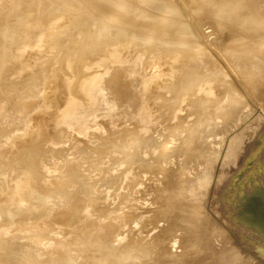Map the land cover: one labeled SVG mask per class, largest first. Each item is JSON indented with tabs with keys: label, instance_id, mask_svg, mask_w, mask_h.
Here are the masks:
<instances>
[{
	"label": "rangeland",
	"instance_id": "obj_1",
	"mask_svg": "<svg viewBox=\"0 0 264 264\" xmlns=\"http://www.w3.org/2000/svg\"><path fill=\"white\" fill-rule=\"evenodd\" d=\"M10 1L0 0V264H101L99 262L102 264H236L240 262V260H235L230 252L225 251L222 245L212 252L208 251V248L202 250V247H199L200 244L202 246L206 243L204 239H201V231L206 224L197 223V220L206 219L209 214L211 218H216H212V228L223 227L233 232L236 230L238 236L241 233V236L236 238L238 247L247 254L242 258L244 260L242 264H255L258 261H261L259 264L264 263V237L259 234V229L249 226L253 218L247 213V209L259 201V188H264V127L259 131V126H255L258 123L256 119L260 116L257 111L260 108L258 102L253 104L249 102L245 112L250 113L248 120L240 119L241 121H237L238 124L231 122L228 124L230 127L214 135V140H216L212 142L214 154L218 155L223 151V144L227 143L229 136L230 139H236L233 146L241 144L237 147V151L230 153L229 159L224 161L220 154L216 155L218 159L214 155L215 158L213 156L210 159L205 158V162L203 160L202 162L199 154L197 157L188 156L183 149L194 141L193 138V141L192 139L187 140L191 136L187 133L193 134L194 131L190 130L192 126L196 127L193 121L198 122V115L204 109L196 105V102L197 100L204 102L211 95V91L214 92L213 86L197 84L201 89L195 87L196 95L188 99L189 102L193 98L191 102L186 101L187 105L184 104V109L179 112H174L176 111L174 109L172 114L170 112L172 104L167 105L170 101L165 103L163 95L153 91L154 84L152 88L148 87L149 85L146 87L138 83L145 72L142 73L144 71L142 68V70L135 71L134 63L138 58L137 54L149 53L144 56L146 60L151 57L157 58L158 55L153 53L159 50L155 48V44H149L147 47L140 44L137 39L135 40V30L138 24L144 21L149 29L152 28L147 18L151 17L152 20L158 15H112L117 11L113 3L97 0L96 3L92 0H81L80 2L71 0L70 8L72 7L73 10L66 15L63 14L61 8L52 5L49 8L51 15L43 11L49 7L45 3L40 9L38 2L34 3L35 0ZM156 1L173 2V0ZM237 1H234L235 5ZM251 1L244 0L242 4L237 2L241 4L239 7L238 5L233 6V2L230 10H234V7L238 9V11L234 10L235 12L231 10L233 15L228 14L229 7L225 9L226 7L223 6L227 11H223L220 7L219 10L217 8L212 11L208 9L205 15H194L198 18L192 26H190L192 21L188 22L191 15H186V18L184 15L180 17L185 21L182 22L185 25L184 28H192L198 44L206 42L209 49L214 50L215 47L226 44L214 40L215 30L222 28V24L224 27L229 22V26L225 25V29L220 32L224 37L229 33V28H236L231 25H238L239 20L259 16L260 23L264 22V0H253L255 1H252L253 4ZM257 2L258 5H256ZM34 4L39 8L34 7ZM152 5L150 9L153 14L152 11L156 13L157 6ZM96 6H99L98 10ZM256 6L254 14L251 10ZM34 11L40 15L36 13L35 15ZM218 11L220 15L217 14ZM224 12L226 15H223ZM77 13L81 15H76ZM104 16H125L127 25L124 28L105 26ZM224 18L229 21L226 20V22ZM47 20L51 21L46 23ZM83 27L93 32H101L102 39L88 41V43L98 44V48L92 52L80 50V41L86 38L87 43L88 37L83 34L86 32ZM261 32L263 29L260 30ZM152 34L159 36L156 30L152 31ZM214 52L217 51L214 50ZM214 52H211L214 58L218 57V52ZM168 55L166 48L164 56L168 59V63L174 64ZM244 58L248 60L251 56L247 55ZM234 65L232 67L235 68L239 64L234 63ZM261 66L263 67L264 63ZM247 68H250L249 65ZM201 71L207 70L203 68ZM215 72L221 71L218 72L216 69ZM222 72H225L221 74L222 76H227L223 81L224 84L235 86L238 83L233 77L232 68L224 67ZM173 75L167 76L164 81L174 82L180 77L179 87L181 89L189 90L193 87L191 84L182 87V82H186L188 78L182 75L173 77ZM96 77L99 81L95 79ZM92 82L95 86L91 88ZM223 83L212 96L215 100L211 103L209 112L216 108L219 100L225 95ZM86 87L89 92L85 91ZM77 88L80 92L84 91L83 94L87 96L89 94L90 99H87L92 106L90 103L87 105V100H80V104L78 103L77 96L71 92L77 91ZM92 89L94 93L96 91L95 98L92 97L93 93L90 91ZM150 89H153L152 92ZM128 91L130 93L127 95ZM103 92L105 93L102 94ZM69 95L70 100H74L75 104L69 103L71 102ZM133 96L138 99L136 98L132 105ZM146 96L155 100H148ZM99 97L103 99L101 103L104 101L106 103L101 104ZM92 100L97 105L100 103L101 108L95 110L90 120L88 113L94 109ZM163 102L166 105H163ZM74 106L81 113L77 119L71 117V113L76 109ZM163 106L167 107L164 109ZM181 123L184 125H180ZM175 132L178 133L177 138ZM170 135L174 137L171 138ZM137 136L138 139L142 136L140 141H137ZM168 136L173 141H169ZM147 138L156 141V150L161 149L163 147L161 145L169 141L171 149L168 153L173 152L174 155L171 156L175 159L171 157V161L169 159L165 165L164 162L161 165L159 159L156 161L157 164L156 162L154 164L153 160L151 161L145 154L149 145L144 141L142 143L141 140H148ZM164 138L167 140L164 141ZM185 138L186 144L184 143ZM133 139H136V142L129 151L127 147L131 145V141L134 142ZM181 141L184 145H181ZM177 156H179V159L177 158L179 163L176 160ZM183 156L186 159L190 157L188 159L193 164L190 165L188 159L185 161ZM191 157L196 162L200 160L201 165L198 164L199 161L197 163L199 167L195 165L196 162ZM210 176L213 180L210 184L207 183L205 190L203 182L207 181ZM163 182L167 185L163 186ZM161 185L163 186L162 191H160ZM198 199L202 200L198 202ZM158 200L164 203L162 209ZM192 201L193 204L195 202V206L192 205L194 208L190 211L181 210L183 207L178 206L180 202L186 205L189 202L190 206ZM201 201L204 202L203 205L201 204L202 207L207 209L205 212L197 210L201 206L198 207ZM190 213L193 214L190 215ZM198 214H201L200 217ZM191 217L196 222L191 220ZM167 219L170 221H166ZM191 221L193 225L194 222L197 223L195 227ZM191 226L196 232L191 230L193 229ZM213 232L210 233V238L217 234ZM172 233L175 234L171 237ZM229 233L219 238L233 240L236 235ZM191 242L195 244L190 245ZM216 260H218L217 263Z\"/></svg>",
	"mask_w": 264,
	"mask_h": 264
},
{
	"label": "bare ground",
	"instance_id": "obj_2",
	"mask_svg": "<svg viewBox=\"0 0 264 264\" xmlns=\"http://www.w3.org/2000/svg\"><path fill=\"white\" fill-rule=\"evenodd\" d=\"M9 1V0H8ZM12 1V0H11ZM10 1V2H11ZM23 1V0H22ZM30 1H33V0H30ZM76 2H80L81 0H75ZM92 1H96V0H92ZM98 2H112L113 3V5L115 6L114 7V9L116 8L117 9V11L114 13V14H112V15H158L157 17H155L154 19H152L151 20V17H148L147 18V21L150 23V25H151V27L152 28H148L147 27V24H146V21H144V22H142V23H140V24H138V26H137V29L135 30V34H136V38H135V40L137 39L138 40V42L140 43V44H142L143 46H149V44H155V48L157 49V50H159V51H154V53L153 54H156V55H158V57L157 58H155V57H151V58H149V59H146L145 60V58H144V56H145V54H149V53H142V55L141 54H137V60H136V62L134 63V68H135V71L136 70H138V69H143L144 71L142 72V73H144V75L141 77V79L138 81V83H139V85H145L146 87L148 86V87H152L153 88V86H155L154 88V90L153 89H150L151 90V92H152V90L156 93H160V95L162 94L163 95V99H164V102L166 103V102H169L170 101V104H168L167 103V105H171L172 104V106H170L171 107V111H170V109H169V111L170 112H172V110L174 111V109L176 110V111H174V112H179L180 110H182V109H184L185 107H184V104H186L187 105V103H185L186 101L188 102V99L189 98H191V97H193L194 95H196V89H195V87L197 86L198 87V85L197 84H199V85H201V84H207V86H213V91L214 92H212L211 90V95L209 96V97H207L206 99H205V101L204 102H201V100H197V102H196V105H200V108H204L203 109V112L201 113V114H199L198 115V122H196L195 123V121H193L194 122V124H196V127H195V125L194 126H192V128H190V130H192V131H194L193 132V134L190 132V131H188V132H190V133H187V134H191V136H189L188 138H187V140L188 139H194V141H193V139L191 140V141H193V142H191V145L189 144V146H186V148L185 149H183L184 150V152H186V154L188 155V156H193L194 155V157H197V155L199 154L200 155V159H201V161L203 160L204 162H205V160L206 159H210V157H214V155L216 156L217 154H214V148H213V150H212V142H213V140H214V135H217V133H218V131H224L226 128H228V124H230L231 122H233L232 124H234V122H239V120L241 119H247L248 117H249V112L247 111V113H245L246 112V108L248 107V105H249V102H251V104H253V103H256V102H258L257 104H258V106L260 107V108H258L259 110H257L258 112H259V114H260V116L256 119V122H258L257 124H255V126L257 125V126H259V131H260V129L261 128H263L264 127V66L262 67L261 65L264 63V22L262 23V21H261V23H260V21H259V16H255V17H249V18H247V19H245V20H239V22H238V25H231V26H233V27H235L236 26V28H232L231 26V28H229L230 29V31H229V33H227V34H225L224 35V37H222L221 36V34H220V32L221 31H223L224 29H225V27L226 26H229L228 25V23H227V25L225 26L224 25V27H223V24L221 25L222 26V28H220V29H217V30H215V35H214V40L216 39V41L218 40V41H220V42H225L226 44H220L221 46L220 47H213L212 46V48H214V50L215 51H217V52H214V50H212L211 48L209 49V47H208V45H207V43L206 42H200V44H198L196 41H195V37H194V34H193V31H192V28H190V27H188V28H184L185 27V25H183V19L180 17V16H182V15H184V17L186 16V15H191L190 16V20H188V22L190 21H192V23H190L191 25L190 26H192V25H194L195 23H193L197 18L194 16V15H205V12L209 9L210 11H212L214 8H221L223 11L225 10V9H227V7H229V10L228 11H230L228 14H234V13H232V11L233 12H235L234 10H237L238 11V9H236L235 7H234V10L233 9H231L230 10V8L231 7H233L234 5H235V0H173V2L171 3V1L169 2V1H164V2H157L156 0H97ZM156 1V2H155ZM237 1V0H236ZM244 0H238L237 2H239V3H241L242 4V2H243ZM253 1V0H252ZM252 1H251V3H252ZM256 1V0H255ZM255 1H253V2H255ZM261 1V0H260ZM17 2V1H16ZM35 2H38V4L41 6V5H43V3H45L46 5H47V10H43V11H46L45 13H47V14H51L50 12H51V10H49V8H50V6H52V5H54L55 7H58V8H61L62 10H63V14H67V13H69L70 11H72L73 10V8L71 7L70 8V4H71V0H35L34 1V3ZM233 2H234V4H233ZM236 2V4L238 5V7L241 5V4H238ZM2 3V2H1ZM96 3V2H95ZM155 3H157V4H159V5H155ZM37 4V3H36ZM36 4H34V7L36 6ZM37 4V5H38ZM154 5L155 7L157 6V11L155 10V12L157 13L158 11H160L159 12V14H156V13H154V11H152L153 12V14L151 13V9L150 8H152L151 7V5ZM232 4H233V6H232ZM253 4V3H252ZM255 4V3H254ZM259 3L257 2V4L256 5H258ZM18 5H19V3H18ZM33 5V4H32ZM152 5V6H153ZM216 5V6H215ZM237 5H235L236 7H237ZM53 6V7H54ZM194 6V7H193ZM218 6V7H217ZM226 7L225 9H224V7ZM18 7V6H17ZM28 7H30L29 5H28ZM155 7H154V9H155ZM223 7V8H222ZM16 8V7H15ZM20 8V7H19ZM36 8H39V6H36ZM42 8V6L40 7V9ZM96 8V10H98L99 9V6H96L95 7ZM256 8H257V6L256 7H254V8H252V13H254L255 14V10H256ZM28 9V8H27ZM56 9V8H55ZM54 9V10H55ZM60 9V10H61ZM220 9V10H221ZM56 10H58V9H56ZM219 10V9H218ZM12 11H13V9H12ZM36 11V10H35ZM34 11V14L36 13ZM150 11V12H149ZM215 11H217L216 9H215ZM225 11H227V10H225ZM40 12V11H39ZM53 12V11H52ZM55 12V11H54ZM61 13H62V11H60ZM209 12V11H208ZM43 13V12H42ZM118 13V14H117ZM32 14V13H31ZM33 14V15H34ZM37 14V13H36ZM35 14V15H36ZM46 14V15H47ZM59 14V13H58ZM217 14L218 15H220L219 14V11L217 12ZM236 14V13H235ZM14 15V14H13ZM20 15V14H19ZM25 15V14H24ZM28 15V14H27ZM30 15V14H29ZM37 15H40V14H37ZM52 15V14H51ZM76 15H81L80 13H77ZM166 15H168V16H166ZM192 15H193V17H192ZM218 15H216V16H218ZM223 15H226V12H224V14ZM15 16V15H14ZM248 16H250V15H248ZM47 17V16H46ZM224 17V16H223ZM230 17V16H229ZM247 17V16H246ZM16 18H19V16H16ZM186 18V17H185ZM207 19V18H206ZM182 20V21H181ZM224 20L226 21H229V19H225L224 18ZM51 20H47L46 21V23H49ZM198 21V20H197ZM224 21V22H225ZM226 21V22H227ZM14 22V21H13ZM15 22H16V20H15ZM14 22V23H15ZM185 22V21H184ZM223 22V23H224ZM103 23L105 24V26H110V27H112V28H124L126 25H127V19L125 18V16H109V17H105L104 16V20H103ZM197 23V22H196ZM202 23V22H201ZM221 23V22H220ZM232 23V22H231ZM260 23V24H259ZM199 24H200V22H199ZM234 24H236L235 22H234ZM202 25V24H201ZM197 26V25H196ZM7 27V26H6ZM202 27V26H201ZM9 29V28H8ZM24 29V27L22 28V30ZM83 29H85L86 30V32H84L83 34H86V36L88 35V37H87V43H86V41H85V39L84 40H82V41H80V50L82 51V52H87V51H94L95 49H97L98 48V44L96 43V42H93V44L92 43H88V41L89 40H98V39H102V37H101V32H93L91 29H89V28H85V27H83ZM199 29H201V28H199ZM229 29H227V30H229ZM261 29H263V32H261L260 33V30ZM154 30H156L158 33H159V36L157 37V35H155V34H152V31H154ZM232 30H234V31H232ZM196 31V30H195ZM5 32V31H4ZM197 32V31H196ZM199 32V31H198ZM219 32V33H218ZM98 33V34H97ZM155 33V32H154ZM200 33V32H199ZM2 34H3V32H2ZM197 34V33H196ZM5 35H6V33H5ZM1 36V35H0ZM85 36V37H86ZM81 37V36H80ZM196 37H198V36H196ZM158 38V39H157ZM212 38V37H211ZM212 38V39H213ZM78 40H79V38H78ZM78 40H76V41H78ZM205 40V39H204ZM198 41V40H197ZM201 41V40H200ZM219 42V43H220ZM209 43V42H208ZM11 44V43H10ZM77 45V44H76ZM79 46V45H78ZM168 46H173V47H168ZM208 48H207V47ZM233 47H234V49H233ZM167 48V51H168V53H169V55H168V57H170L171 58V61L173 60V62H174V64L173 63H168V59L164 56V51H165V49ZM20 49V48H19ZM21 50V49H20ZM8 51V50H7ZM19 51V50H18ZM214 52V53H217L218 54V57H215L214 58V54L212 55L211 54V52ZM22 52V51H21ZM20 54H22V53H20ZM139 55H141V57H139ZM150 55H152V54H150ZM175 55V56H174ZM212 55V56H211ZM216 55V54H215ZM247 55H250L251 56V58L250 59H248V60H246V58H244L245 56H247ZM167 56V55H166ZM172 56H174V57H172ZM223 60V61H221V60ZM81 61H83V60H81ZM233 61H235L234 63H237V64H239L237 67H232V65L233 66H235L234 65V63H233ZM224 62V63H223ZM5 63V62H4ZM247 63H248V65H249V67L250 68H247ZM168 64H171V65H168ZM180 65V66H179ZM181 65H182V67H181ZM224 67H230V68H232V71H233V73H234V76L233 77H235L236 79L235 80H237L236 82H238V83H236V85L235 86H233V84H231L230 86L227 84V83H223V81H224V79H226V77L223 75H221V74H223V73H225V72H222V68L224 69ZM206 69L207 71H204V72H202L201 71V69ZM141 69V70H142ZM208 69H209V71H208ZM216 69H218V72H219V70L221 71V72H219V73H216L215 72V70ZM227 69V68H226ZM150 71V72H149ZM228 71H229V69H228ZM175 73H177V74H180V75H178V76H181L182 75V77H187L188 78V80L185 82V81H183L182 79V83H183V85H182V87L183 86H185V85H192L193 87L192 88H190L189 90H185V89H181V87H179V80H180V77H179V80H175L174 82L172 81V80H169L168 82L167 81H164V80H166L165 78L167 77V76H172L173 74H175ZM229 73H230V71H229ZM231 74V73H230ZM263 74V75H262ZM226 75V74H225ZM228 75V74H227ZM260 75V76H259ZM177 75H173V77H178ZM168 77V78H169ZM94 79V78H93ZM95 79H98L97 77L95 78ZM152 79V80H151ZM66 80H67V78H66ZM168 80V79H167ZM97 81V80H96ZM95 81V82H96ZM98 81H99V79H98ZM101 81V80H100ZM158 81V82H157ZM162 81H164V83H161ZM171 81V82H170ZM65 82V81H64ZM79 82V81H78ZM157 82V83H156ZM160 82V83H159ZM227 82V81H226ZM98 83H100L101 84V82H98ZM222 83L224 84V91H225V95L221 98V100H219V102H218V105L216 106V108H214V110L212 111V112H209V111H211V109H210V105H211V103H213L214 102V100H215V98H213L212 96H214L215 95V91H218L219 90V87L220 86H222ZM57 84V83H56ZM77 84V83H76ZM79 84V83H78ZM95 83H91L90 85V87L92 88V86H95L94 85ZM97 84V83H96ZM154 84V85H153ZM155 84H158V85H155ZM221 84V85H220ZM57 85H59V84H57ZM75 85V84H74ZM80 85H81V83H80ZM153 85V86H152ZM76 86V85H75ZM79 86V85H78ZM206 86V85H205ZM87 87H89V86H87ZM86 87V89H85V91H87V88ZM191 87V86H190ZM196 87V88H197ZM75 88V87H74ZM80 88V87H79ZM79 88H77V91H71V90H74V89H69L72 93H73V95L75 94L76 96H77V98H78V103L80 104V100H82V101H84V100H87V102H85V103H87V105L90 103V105H91V102L90 101H88L90 98V96H89V94H88V96L86 95V94H83V92H80V91H78V89ZM90 88V89H91ZM96 88V87H95ZM141 88V87H140ZM199 88V87H198ZM204 88V87H203ZM53 89H56V88H53ZM82 89V88H81ZM94 89V88H93ZM93 89L92 90H90L92 93H93V96L92 97H94V95H95V93H96V89L94 90L95 91V93L93 92ZM98 89V88H97ZM99 89H100V87H99ZM131 89V88H130ZM146 89V88H145ZM199 89H201V87L199 88ZM80 90V89H79ZM101 90V89H100ZM203 90V89H202ZM82 91V90H81ZM130 91V90H129ZM128 91V93H127V95L130 93ZM148 91V90H147ZM198 91V90H197ZM87 92H89V91H87ZM86 92V93H87ZM91 92H90V94H91ZM99 92V91H98ZM98 92H97V94H98ZM144 92V91H143ZM142 92V93H143ZM150 92V91H149ZM153 92V93H154ZM105 92H103L102 94H104ZM133 93H134V91H133ZM200 93V92H199ZM198 93V94H199ZM209 93V92H208ZM214 93V94H213ZM70 94V93H69ZM96 94V99H97V97H98V95ZM100 95H102L101 93H99ZM146 94H147V92H146ZM169 96H168V95ZM213 94V95H212ZM74 95V96H75ZM99 95V96H100ZM105 95H107V94H105ZM139 95V94H138ZM206 95H208V94H206ZM148 96H149V94H148ZM68 97V96H67ZM102 97H103V95H102ZM102 97H99L100 98V103H101V99H102ZM130 97V96H129ZM196 97V96H195ZM216 97V96H215ZM70 98H71V96L69 95V100H70ZM72 98L74 99V97L72 96ZM87 98H89V99H87ZM95 98V97H94ZM104 99H105V97H103ZM136 98L137 97H135V96H133V99H132V105L134 104V102H135V100H136ZM143 98V97H142ZM144 98H145V96H144ZM146 98L149 100L150 98H148L147 96H146ZM76 99V98H75ZM92 99V98H91ZM138 99V98H137ZM152 99V98H151ZM150 99V100H151ZM193 99V98H192ZM191 99V100H192ZM203 99V98H202ZM67 100V99H66ZM68 100V101H69ZM94 100V99H93ZM92 100V102H93V106H94V109H92L91 111H89V113H88V117L90 118V120H91V117H93V115H94V112H95V110H99L100 108H101V105H100V103H98V105H100V106H98L97 105V103L95 102V101H93ZM98 100V99H97ZM103 100V99H102ZM130 100V99H129ZM152 100H155V99H152ZM172 100V101H171ZM191 100H189V102H191ZM71 102H69V103H74V100H70ZM142 101L143 102H146V100H143L142 99ZM156 101H158V100H156ZM156 101H154V102H156ZM161 101V100H160ZM178 101V102H177ZM76 102V101H75ZM138 102V101H137ZM163 102V105H166L165 103ZM188 102V103H189ZM68 103V104H69ZM102 103H106L105 101L104 102H102ZM101 103V104H102ZM161 103V102H160ZM75 104V103H74ZM73 104V105H74ZM146 104V103H145ZM216 104V103H215ZM71 106H72V104H70ZM83 105V104H82ZM81 105V106H82ZM193 105V104H192ZM213 105V104H212ZM67 106H69V105H67ZM71 106H69V107H71ZM77 106H79V107H81L80 105H77ZM84 106V105H83ZM92 106V105H91ZM142 106V105H141ZM143 106H146V105H143ZM142 106V107H143ZM159 106V105H158ZM254 106V105H253ZM88 107V106H87ZM87 107H85V109L87 108ZM166 108L167 106H163V108ZM214 107H215V105H214ZM252 107V106H251ZM255 107V106H254ZM74 108H76L75 110H74V112H72L71 113V117H73L74 119H77V117L78 116H81V113H80V111H79V109L76 107V106H74ZM145 108V107H144ZM148 108H150V107H148ZM162 108V107H161ZM160 108V109H161ZM162 108V109H163ZM164 108V109H165ZM169 108V107H168ZM167 108V109H168ZM213 108V107H212ZM163 109V110H164ZM144 110V109H143ZM209 110V111H208ZM245 110V111H244ZM247 110H249V108L247 109ZM146 111V110H145ZM168 111V110H167ZM195 111V110H194ZM256 111V112H257ZM140 112V111H139ZM257 112V113H258ZM70 113V112H69ZM97 113V112H96ZM168 113V112H167ZM185 113V112H184ZM191 113V112H190ZM172 114H173V112H172ZM192 114H194L193 112H192ZM144 115H146V113L144 114ZM154 115V114H153ZM171 115V114H170ZM195 115V114H194ZM159 116V115H158ZM169 116V115H168ZM167 116V117H168ZM179 116V115H178ZM181 116V115H180ZM189 116V115H188ZM195 116H197V115H195ZM252 116H254V115H252ZM256 116V115H255ZM137 118V117H136ZM178 118H182V117H178ZM185 118H187V117H185ZM251 118V117H250ZM253 118V117H252ZM149 119V118H148ZM170 119H171V117H170ZM169 119V120H170ZM184 119V118H183ZM183 119H181V120H183ZM89 120V119H88ZM145 120V119H144ZM143 120V121H144ZM164 120V119H163ZM166 120H168V119H166ZM180 120V121H181ZM189 120V119H188ZM188 120H186V122L188 121ZM240 120V121H241ZM248 120V119H247ZM66 121V120H65ZM179 121V122H180ZM185 121V120H184ZM243 121V120H242ZM67 122H69V121H67ZM83 122V121H82ZM140 122V121H139ZM149 122V121H148ZM153 122V121H152ZM178 122V121H177ZM238 122H237V124H238ZM69 123H73V122H69ZM80 123V122H79ZM144 123V122H143ZM145 123H146V121H145ZM66 124H68V123H66ZM149 124V123H148ZM178 124V123H177ZM189 124V123H188ZM192 124V123H191ZM70 125V124H69ZM73 125V124H72ZM77 125V124H76ZM87 125V124H86ZM140 125H141V123H140ZM180 125H184L183 123H181ZM220 125V126H219ZM188 127H189V125H187ZM187 126H184V127H187ZM69 127V126H68ZM180 127V126H179ZM179 127H178V129H179ZM230 127V126H229ZM72 128V127H71ZM70 128V129H71ZM103 128V127H102ZM144 128V127H143ZM193 128H195L194 130H193ZM236 128V127H235ZM258 128V127H257ZM76 129V128H75ZM81 129V128H80ZM85 129V128H84ZM174 129V128H173ZM176 129V128H175ZM180 129H182L181 127H180ZM185 129V128H184ZM183 129V130H184ZM73 130V129H72ZM83 130V129H82ZM186 130V129H185ZM81 131V130H80ZM88 131H90V130H88ZM99 131V130H98ZM106 131V130H105ZM177 131V130H176ZM179 131V130H178ZM220 131V132H221ZM227 131V130H226ZM225 131V133H227ZM76 132V131H75ZM187 132V131H186ZM229 132V131H228ZM102 133V132H101ZM224 133V134H225ZM89 134V133H88ZM104 134V133H103ZM106 134V133H105ZM173 134V133H172ZM229 134V133H228ZM70 135V134H69ZM80 135H81V133H80ZM141 135V134H140ZM147 135V134H146ZM176 135H178V133L176 134V132H175V136ZM180 135V134H179ZM107 136V135H106ZM171 136V135H170ZM219 136V135H218ZM217 136V137H218ZM228 135L226 134V137H227ZM241 136H242V134H241ZM240 136V137H241ZM140 138L142 137V136H139ZM149 137V136H148ZM174 137V136H173ZM172 136H171V138H173ZM178 136H176V138H177ZM180 137V136H179ZM220 137H222V135L220 136ZM225 137V136H224ZM239 137V136H238ZM102 138V137H101ZM104 138V137H103ZM136 138V137H135ZM140 138L138 139V136H137V141L139 140L140 141ZM181 138H183V137H181ZM233 138V137H232ZM148 139V138H147ZM168 139H169V136H168ZM238 139V138H237ZM241 139V138H240ZM134 140V139H133ZM142 140V143H143V141L145 142V143H147L148 145V148L145 150V154H147L148 155V157L150 158V160L152 161L153 160V163L155 164V162L156 161H158L159 159H160V164L162 163V162H164L163 164L165 165V164H167L168 163V161H169V159L172 157L171 155H174L173 154V152L172 153H168V151H169V149H171V148H169V144H170V142L169 141H173L172 139H169V141H167L164 145H161V146H163L161 149H159L158 147V150H156L155 149V142L156 141H151V139L149 138L148 140H146V139H141ZM146 140V141H145ZM167 140V139H166ZM165 140V138H164V141H166ZM174 140H175V138H174ZM219 140V139H218ZM234 140H236V139H230V136L228 137V140H226L227 141V143L225 142L224 144H223V148L221 147L222 146V143H221V148L223 149V151L220 153L221 154V156H222V161H224V160H226V159H229V154L230 153H232V152H236L237 150L236 149H238L237 147H239V146H233L234 145ZM239 140V139H238ZM161 141V140H160ZM189 141V140H188ZM215 142H216V140H214ZM240 141V140H239ZM132 143H131V145L129 146V147H127V148H129V151H130V148H131V146H134V144H135V142H136V139L134 140V142L133 141H131ZM222 142V141H221ZM236 142H238V141H236ZM141 143V142H140ZM144 143V144H145ZM158 143V142H157ZM172 143H174V142H172ZM178 143H179V140H178ZM181 145H184L183 144V142L181 141ZM185 144H186V138H185V142H184ZM214 143V142H213ZM241 143V142H240ZM130 144V143H129ZM162 144V143H161ZM238 144V143H237ZM157 145V144H156ZM159 145V144H158ZM177 145V144H176ZM187 145H188V142H187ZM216 145V144H215ZM160 146V145H159ZM160 146V147H161ZM178 146H180V145H178ZM219 146V145H218ZM124 147V146H123ZM144 147H145V145H144ZM172 147V146H171ZM173 147H174V145H173ZM213 147H214V145H213ZM235 147V148H234ZM138 148V147H137ZM146 148V147H145ZM175 148V147H174ZM215 148H216V146H215ZM225 148V149H224ZM121 149H122V147H121ZM181 149V148H180ZM115 150V149H114ZM120 150V149H119ZM125 150H126V148H125ZM128 150V149H127ZM139 150V149H138ZM140 150H142V149H140ZM161 150V151H160ZM182 150V151H183ZM175 151H176V148H175ZM178 151V150H177ZM111 152V151H110ZM137 152V151H136ZM136 152H135V154H136ZM142 152V151H141ZM179 152V151H178ZM181 152V151H180ZM109 153V152H108ZM139 153H140V151H139ZM175 153V152H174ZM216 153V152H215ZM223 153V154H222ZM134 154V155H135ZM141 154V153H140ZM184 154V153H183ZM220 154H218V155H220ZM134 155H132L131 157L134 159L135 157H134ZM137 156H138V153L136 154ZM135 155V156H136ZM177 155V154H176ZM182 155V154H181ZM181 155H179V156H181ZM185 155V154H184ZM217 155V156H218ZM39 156V155H38ZM179 156H177L176 157V160H177V158L179 159ZM216 156V157H217ZM184 157V156H183ZM130 158V157H129ZM172 158H174V156L172 157ZM185 159H186V157H184ZM188 158H190V157H188ZM187 158V159H188ZM192 158V157H191ZM206 158V159H205ZM215 158V157H214ZM219 157H217V159H218ZM121 159V158H120ZM175 159V158H174ZM187 159L185 160V161H187ZM194 158H192V160H193ZM197 160H198V158H196ZM205 159V160H204ZM211 159H213V158H211ZM149 160V159H148ZM173 160V159H172ZM181 160V159H180ZM182 160H184V159H182ZM181 160V161H182ZM214 160V159H213ZM143 161H144V159H143ZM170 161H171V159H170ZM179 160H177V162H178ZM185 161H183V162H185ZM188 161H189V159H188ZM191 161V160H190ZM190 161H189V163H190ZM198 161H199V163H198ZM197 162L195 161V159H194V162H196L195 163V165L198 163V164H200L201 165V163L203 162H201L200 163V160H198ZM218 161V160H217ZM133 162V161H132ZM166 162V163H165ZM173 162V161H172ZM175 162V161H174ZM208 162V161H207ZM212 162V161H211ZM150 163H152V162H150ZM159 163H158V165H159ZM170 163V162H169ZM179 163V162H178ZM182 163V162H181ZM192 163V162H191ZM191 163H190V165H191ZM117 164V163H116ZM156 164H157V162H156ZM176 164V163H175ZM193 164V163H192ZM197 164V166L199 167V165ZM209 164H211V163H209ZM129 165V164H128ZM152 166H153V164H151ZM151 165H149V166H151ZM162 165V164H161ZM179 165H181V164H179ZM185 165H187V166H190V165H188L187 163H185ZM203 165V164H202ZM114 166V165H113ZM117 166V165H116ZM151 166V167H152ZM156 166V165H155ZM155 166H154V168H155ZM170 166V165H169ZM177 166H178V164H177ZM182 166H183V164H182ZM207 166V168H208V165H206ZM163 167V166H162ZM175 167H176V165H175ZM212 167V166H211ZM153 168V167H152ZM195 168V167H194ZM201 168H203V167H201ZM201 168H199L200 170H201ZM205 168V167H204ZM165 169V168H164ZM168 169V168H167ZM179 169V168H178ZM182 169H183V167H182ZM186 168L184 167V170H185ZM190 169H192V167H190ZM174 170V169H173ZM164 171V170H163ZM198 171V169L196 170V172ZM152 172V171H151ZM173 171H171V173H172ZM178 172V171H177ZM148 172H146V174H147ZM161 173V172H160ZM163 173V172H162ZM161 173V174H162ZM164 173H165V171H164ZM170 173V174H171ZM186 173V172H185ZM154 174V173H153ZM157 174V173H156ZM158 174H159V172H158ZM145 176V175H144ZM164 176V175H163ZM167 176V175H166ZM212 176V175H211ZM211 176L209 177V179H207V181H205V180H202V181H205V182H203V184L205 183V185L203 186L204 187V189L206 190V185H207V183H209L210 184V182H211V180H213V177L211 178ZM64 177V176H63ZM157 177V176H156ZM162 177V176H161ZM208 178V177H207ZM163 180V179H162ZM162 180H160V182L162 181ZM105 181V180H104ZM159 182V181H158ZM142 183V182H141ZM164 183V182H163ZM163 183H160V184H162L163 185ZM140 184V183H139ZM161 185V190L160 191H162V189H163V186H165V185H167V184H165L164 183V185L162 186ZM208 186V185H207ZM201 187H202V185H201ZM168 188V187H167ZM208 188V187H207ZM5 189V188H4ZM258 189V188H257ZM170 190V189H169ZM171 190H173V189H171ZM184 190V189H183ZM187 192V191H186ZM185 193V192H184ZM182 195H184V194H182ZM73 196H74V194H73ZM181 196V195H180ZM190 196V195H189ZM191 197V196H190ZM189 197V198H190ZM196 197H198L199 198V196H197L196 195ZM174 198V197H173ZM177 198V197H176ZM180 198V197H179ZM188 198V197H187ZM206 199V198H205ZM168 200V199H167ZM182 200V199H181ZM196 200V199H195ZM195 200H193V201H195ZM199 200H202V199H198L197 201L199 202ZM244 200V199H243ZM159 201V200H158ZM187 201V200H186ZM193 201H192V204H190V206H189V202H188V205H186V204H181V202L180 203H178V206H181V207H183V209L181 208V210H184V209H186V211L187 210H191V208H194L192 205H194L195 204V202H197V201H195L194 202V204H193ZM153 202V201H152ZM167 202V201H166ZM165 202V203H166ZM178 202V201H177ZM182 202H183V200H182ZM191 202V201H190ZM197 202V203H198ZM207 202V201H206ZM244 202V201H243ZM251 202H253V201H251ZM148 203V202H147ZM168 203V202H167ZM166 203V204H167ZM175 203V202H174ZM184 203H186V202H184ZM204 203V202H203ZM203 203H202V201H201V203H199L198 204V207H199V205H203ZM159 204H160V206H161V209H162V204H164V203H161L160 201H159ZM247 204V203H246ZM245 204V205H246ZM140 205V204H139ZM150 205V204H149ZM197 205V204H196ZM202 205L199 207V209H197V210H199L200 212H205V210H207L206 208H204V207H202ZM206 205V204H205ZM167 206V205H166ZM188 206V207H187ZM195 206V205H194ZM252 206V205H251ZM165 207V206H164ZM163 207V208H164ZM176 207V206H175ZM245 207V206H244ZM103 208V207H102ZM246 208V207H245ZM166 209V208H165ZM164 209V210H165ZM195 209V210H196ZM193 210V209H192ZM166 211V210H165ZM165 211H163V212H165ZM167 211H169V210H167ZM185 211V210H184ZM199 211H196L197 213L199 212ZM195 212V213H196ZM166 213V212H165ZM188 214H189V212H187ZM160 214H161V210H160ZM193 213H190V215H192ZM202 214V213H201ZM200 214V215H201ZM162 215V214H161ZM199 215V214H198ZM197 215V216H198ZM200 215H199V217H200ZM210 215V214H209ZM209 215H207L208 217L205 219V218H203V220H202V218L199 220H197V223H200V222H202L203 224L205 223L206 224V226H204V229H203V231H201V233H202V238L201 239H204L205 240V245H202V246H200L199 245V247H202V250H203V248H208L207 250L208 251H214L215 249H218L217 247H219V246H221L222 245V248H224L225 249V251H228V252H230L234 257H235V260H240V262L238 261L237 263L238 264H242L241 262H242V258L243 257H246V253L243 251L242 252V249L240 248V247H238V243H237V239L236 238H238V237H240L241 236V233H239V236H238V234H236L237 232H233V231H229L228 229H226V228H212L211 226L213 225V219L212 218H215V217H210ZM213 215V214H212ZM240 215H242L243 216V214H240ZM86 216V215H85ZM166 216V215H165ZM164 216V217H165ZM170 216V215H169ZM206 216V215H205ZM167 217H168V215H167ZM202 217V216H201ZM171 218V217H170ZM82 219V218H81ZM163 219V218H162ZM166 219V218H165ZM191 220H194L192 217L190 218ZM216 219V218H215ZM214 219V220H215ZM143 220V219H142ZM172 220V219H171ZM252 220V219H251ZM166 221H168V219L166 220ZM165 221V222H166ZM170 221V220H169ZM168 221V222H169ZM181 221H183V220H181ZM195 221V220H194ZM193 221V222H194ZM242 221V220H241ZM196 222V221H195ZM195 222H194V225L192 224V221H191V224L195 227V225L197 224H195ZM219 222V221H218ZM175 223V222H174ZM183 223H185L184 221H183ZM182 223V224H183ZM215 223V222H214ZM179 224V223H178ZM204 224V225H205ZM207 224H210V225H207ZM170 225H172V224H170ZM175 225V224H174ZM173 225V226H174ZM187 225H189V224H187ZM172 226V227H173ZM179 226H181V225H179ZM183 226L184 227H186L184 224H183ZM183 226H182V228H183ZM198 226V225H197ZM178 227V226H177ZM192 227V226H191ZM199 227V226H198ZM211 227V228H210ZM190 228V227H189ZM193 228V227H192ZM178 229L180 230V228L178 227ZM195 228H193V229H191L192 231L194 230ZM199 229V228H198ZM174 230H175V227H174ZM183 230H184V228H183ZM173 231V230H172ZM191 231V232H192ZM213 231H215V233H217V234H215L214 235V237H209L210 236V233L211 232H213ZM177 232V231H176ZM189 232H190V229H189ZM190 232V233H191ZM193 232H196V231H193ZM231 234H230V233ZM171 233V232H170ZM185 232H183V234H184ZM186 233H188V232H186ZM198 233V232H197ZM214 233V232H213ZM227 233H229L230 235H232L233 234V236L234 235H236V237L234 236V239L233 240H221L219 237L221 236H225ZM1 234V233H0ZM140 234V233H139ZM175 233H172L171 234V237H172V235H174ZM3 235V234H2ZM168 235H169V232H168ZM185 235V234H184ZM261 236L262 237H264L262 234H261ZM170 237V236H169ZM185 237V236H184ZM184 237H183V239H184ZM175 238V237H174ZM199 238V237H198ZM199 238V239H200ZM219 238V239H218ZM230 238V237H229ZM189 239V238H188ZM207 239V240H206ZM170 240V239H169ZM192 240V239H191ZM190 240V241H191ZM240 240V239H239ZM193 241V240H192ZM185 242V241H184ZM183 242V243H184ZM189 242V241H188ZM126 243V242H125ZM192 243V244H191ZM190 243V245H194L195 243L194 242H191ZM194 243V244H193ZM229 243V244H228ZM198 244V243H197ZM226 244H228V245H226ZM237 244V245H236ZM4 245V244H3ZM5 245H6V243H5ZM226 245V246H225ZM172 247H173V245H171ZM183 246V245H182ZM181 246V247H182ZM7 247H9V246H7ZM188 247H190L189 245H188ZM188 247L186 248V249H188ZM196 247H198V246H196ZM5 248V247H4ZM10 248H11V246H10ZM191 248H192V246H191ZM194 248V247H193ZM7 249V248H6ZM5 249V250H6ZM183 249H184V247H183ZM199 249V248H198ZM204 249V250H205ZM190 250V249H189ZM188 250V251H189ZM231 250H232V252H231ZM7 251H9L8 249H7ZM182 251V250H181ZM186 251V250H185ZM184 251V252H185ZM188 251H186V252H188ZM195 251V250H194ZM6 252V251H5ZM183 252V251H182ZM190 252V251H189ZM192 252V251H191ZM200 252V251H199ZM118 253V252H117ZM195 253V252H194ZM196 253H198V252H196ZM209 253V252H208ZM185 255H187L186 253H184ZM183 254V255H184ZM190 254V253H189ZM213 254V253H212ZM214 254H215V252H214ZM113 255V254H112ZM182 255V256H183ZM191 255V254H190ZM216 255V254H215ZM214 255V257H217V256H215ZM264 255V254H263ZM181 256V255H180ZM261 256H262V254H261ZM112 258H113V256H111ZM115 257H116V255H115ZM186 257V256H185ZM192 257V256H191ZM197 257V256H196ZM211 257V256H210ZM112 258H110V259H112ZM190 258V257H189ZM212 258V257H211ZM219 258V257H218ZM116 259H117V257H116ZM116 259H114V261L116 260ZM245 259V258H244ZM1 260V259H0ZM4 260H6V259H4ZM9 260V259H8ZM113 260V259H112ZM119 260H121V259H119ZM211 260V259H210ZM215 260V259H214ZM214 260H212L213 261V263H214ZM200 261V260H199ZM217 261L218 260H216V263H217ZM246 261V260H245ZM247 261H248V258H247ZM5 263H6V261H4ZM197 262V261H196ZM243 262H244V260H243ZM259 262H261V261H258V262H256L255 264H259ZM16 263V262H15ZM99 263H101L102 264V262H99ZM236 263V264H237ZM246 263V262H245ZM97 264V263H96ZM247 264V263H246ZM253 264V263H252ZM261 264V263H260ZM262 264H264V263H262Z\"/></svg>",
	"mask_w": 264,
	"mask_h": 264
},
{
	"label": "water",
	"instance_id": "obj_3",
	"mask_svg": "<svg viewBox=\"0 0 264 264\" xmlns=\"http://www.w3.org/2000/svg\"><path fill=\"white\" fill-rule=\"evenodd\" d=\"M247 213L253 218L249 226L259 229V234L264 236V188H259V201L253 203V206L247 209Z\"/></svg>",
	"mask_w": 264,
	"mask_h": 264
}]
</instances>
